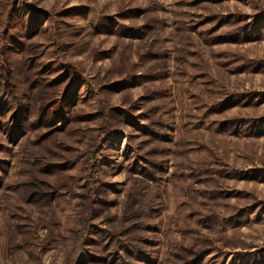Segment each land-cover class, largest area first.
Segmentation results:
<instances>
[{"label":"rangeland","instance_id":"obj_1","mask_svg":"<svg viewBox=\"0 0 264 264\" xmlns=\"http://www.w3.org/2000/svg\"><path fill=\"white\" fill-rule=\"evenodd\" d=\"M0 264H264V0H0Z\"/></svg>","mask_w":264,"mask_h":264},{"label":"trees","instance_id":"obj_2","mask_svg":"<svg viewBox=\"0 0 264 264\" xmlns=\"http://www.w3.org/2000/svg\"><path fill=\"white\" fill-rule=\"evenodd\" d=\"M1 58L3 59V61L6 62V58H5V54H1ZM103 138V137H102ZM102 138H100L97 142L96 145L89 151V163L86 166V179H87V184L90 187V197L92 198V202L90 204L89 207L93 208L94 205L97 204L98 200L100 199V195H101V188H102V183L99 179V175H98V166L100 163V160L102 158L103 152H104V141L102 140ZM93 210V209H92ZM203 252L198 253L195 256V260L199 261V258H203L204 255ZM194 261V260H193ZM184 263H188V261H184Z\"/></svg>","mask_w":264,"mask_h":264}]
</instances>
